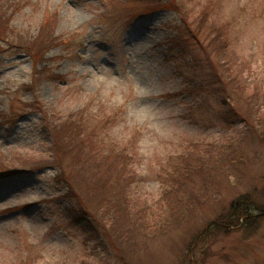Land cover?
Returning a JSON list of instances; mask_svg holds the SVG:
<instances>
[{"label": "rangeland", "instance_id": "rangeland-1", "mask_svg": "<svg viewBox=\"0 0 264 264\" xmlns=\"http://www.w3.org/2000/svg\"><path fill=\"white\" fill-rule=\"evenodd\" d=\"M5 1L11 38L35 35L50 16L56 40L65 42L43 53L44 74L33 89L31 58L0 37V173L8 175L0 177V264H264V0H182L185 20L170 5L147 10L151 0ZM204 7L223 23L222 54L202 50L190 32ZM212 35L202 30L198 40ZM215 60L228 65L219 67L231 93L225 104L209 78ZM43 106L64 128L56 152L37 110ZM251 106V115L240 109ZM71 117L76 133L95 134L121 170L109 196H122L125 186L134 206L156 205L191 141L213 145L202 157L223 149L242 162L210 176L205 203L182 191L177 208L191 199L189 218L163 232L138 231L117 247L97 220H111L98 205L101 182L73 172L79 151L66 149L73 133L64 123ZM67 177L74 194L65 196ZM230 203L250 216L228 225L239 215Z\"/></svg>", "mask_w": 264, "mask_h": 264}, {"label": "trees", "instance_id": "trees-1", "mask_svg": "<svg viewBox=\"0 0 264 264\" xmlns=\"http://www.w3.org/2000/svg\"><path fill=\"white\" fill-rule=\"evenodd\" d=\"M0 1V37H2V40L8 42L11 47H16L31 58L33 62L32 72L34 73L30 84L34 89V86L42 80L41 76L42 74H44V71L42 70L45 69L42 65L43 53H46L48 49L55 46L57 43H64L65 40L63 41L61 39L62 42H58L56 40L57 35L53 34L54 25L52 26L54 22H52L50 16L44 18L41 21L35 35L26 34L25 36H22V34H20V36H18L17 38H11L9 36V33L14 29L9 24V15L6 14L7 11L5 9V6L8 1ZM151 1H155L156 5L153 7H147V10H156L162 6L170 5L172 6V8L177 9V11L182 14V18L184 20L187 18V16H189V12L182 0ZM45 10L47 9L45 8ZM212 10L213 9L204 7L200 12L198 11L199 14H197V16L195 17V20L196 18L198 19L196 21L198 23V26L195 27V32H190L192 35H194L193 37L196 39L202 50H204L205 52L208 51V53L213 50L216 52V54H222L224 53L225 49H227L225 31L222 27L223 23L219 25L217 21H215L216 19L213 18L214 21L210 20V18L213 16ZM208 28H211V32L213 34L211 40L208 43L206 41H202V39L198 40L200 39L202 30H206ZM210 66L211 73L209 78L210 80H214L219 83L218 88L214 87V89L220 90V99L222 103L225 104L227 102L228 95H230L231 98V93L228 92L229 81L227 82L222 74L219 73V67L227 69V62L223 60H215V62L211 63ZM234 86L239 88L241 84L236 83L234 84ZM193 88H197V83H195V86ZM197 89L200 90L199 88ZM230 98L228 100V103L231 104V108L235 111L237 110V108L235 107V103L231 102ZM240 109L242 110V112L250 115L253 112L252 106L249 108ZM37 110L40 112L41 117L46 119L45 129L49 133L48 135L52 138V144L50 145V147L56 152L57 149L60 148V145L65 143L62 141V133L60 132L62 129L64 130V128H62V126L60 125L61 122L58 125L53 123L50 115L51 110H49L48 112L47 109L44 108L43 110L42 107L38 108ZM76 113L78 112L73 113L74 116H76ZM235 114H237V112ZM73 119L74 117H71L64 122L66 126L69 127V133H73V135L70 134V137L73 141L69 142L66 149H68V151L71 153L79 151V155L73 157L72 160V164H74L75 167L73 172L77 173L76 176L82 175L80 173L82 171H86V175H88L89 173L90 176L86 179L90 183H92L93 186L101 182L100 185L98 184L99 187L97 189L98 195L100 194L98 205L102 208V213H107L111 217V220L108 225L107 222H104L100 217H97V220L100 227H102L104 231L109 234L108 238L110 239V243L115 244L117 247H119L118 241L121 242V240H123L122 242L128 243L132 239V237H134V235L138 233V231L148 230L152 232H163L167 228L175 226V224L181 217L184 216V214L189 218L191 216L192 209L188 210V203L191 199L186 201L180 208H177V202H180L181 200L182 191L189 195L198 196L201 203H205L211 196L210 188L208 189V185L210 184V176L221 175V171H223L225 167H229L231 164L239 166V164H241L242 162L239 161L240 159L232 160L233 153L225 152L223 149L218 150L216 153H214L215 155L202 157L201 155L209 152L213 145H202L200 143L191 141L187 145H184V158L183 160L181 158L179 161L180 169H178L176 174L174 175H172L174 172H171V176L167 178L166 183L162 189V193L156 202V205L152 207H149V205L134 206V204L132 203L129 204L130 202L127 199V191L125 189V186L122 187L120 191L122 196H118V198L116 199H113L109 196L107 187L109 186V184L114 183L113 178H116V181H120L121 170H118L117 163L113 162L112 158L114 156H111L108 151L106 152V148H104L97 140H93L95 134L87 133L85 131H83L82 133H76L78 122ZM243 121L249 124L248 115L243 116ZM72 127L73 131L71 129ZM79 135L81 137H79ZM117 160L121 165H123L124 160L122 156H117ZM236 161L238 162L236 163ZM0 163H4V161H1ZM84 163H86V168L82 167ZM195 165L196 173L193 175L192 172L194 168L192 169V166L194 167ZM1 166L2 165L0 164V168ZM199 169L200 171L199 173H197ZM31 170L35 169L32 168ZM181 170H184V174L181 175L180 179L179 175ZM213 170L214 173H212ZM6 172L15 174L18 173L19 170L14 172L8 170ZM23 172H25L24 169H22L20 173ZM64 173V170H62L61 174ZM4 174L5 172L0 173V177L8 176H5ZM125 177L127 178L128 176L123 175V178ZM67 179L69 180V182L65 185V196L74 194L73 182L71 178L67 177ZM106 195H108V197ZM92 200H95L93 201V203L96 202V199ZM241 201L248 205L250 203L246 199H243ZM191 205L193 206V204ZM229 206L232 211H235V214L239 215H234V217L228 216V225H234L235 223H237L238 219L242 215L244 217H247V215L250 216V209L247 207H240V205H234L232 203H230ZM72 210L75 211L73 208ZM164 215H166L167 217H165ZM99 218L101 220H99ZM220 220L221 218L218 221ZM204 231H206L205 227L201 229L199 234L203 233Z\"/></svg>", "mask_w": 264, "mask_h": 264}]
</instances>
